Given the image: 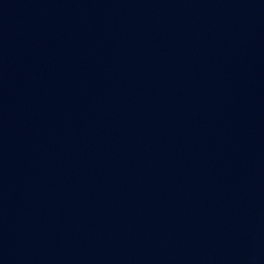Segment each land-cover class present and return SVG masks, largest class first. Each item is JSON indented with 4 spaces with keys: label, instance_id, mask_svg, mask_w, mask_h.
<instances>
[{
    "label": "water",
    "instance_id": "obj_1",
    "mask_svg": "<svg viewBox=\"0 0 264 264\" xmlns=\"http://www.w3.org/2000/svg\"><path fill=\"white\" fill-rule=\"evenodd\" d=\"M0 264H264V0H0Z\"/></svg>",
    "mask_w": 264,
    "mask_h": 264
}]
</instances>
